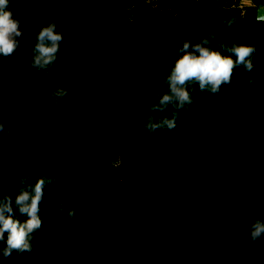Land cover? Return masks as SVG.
<instances>
[{
	"label": "trees",
	"instance_id": "16d2710c",
	"mask_svg": "<svg viewBox=\"0 0 264 264\" xmlns=\"http://www.w3.org/2000/svg\"><path fill=\"white\" fill-rule=\"evenodd\" d=\"M56 1L39 4L36 0H10L9 7L22 18L20 24L27 30L35 22L32 16L45 17L57 12L75 18L66 20L72 29L69 31H77V36L85 34L83 31L91 21L118 25L115 44L123 51L114 56L115 46L106 43L102 44L100 55L105 59L113 54L108 67L119 70L116 93H94L88 86L81 92L91 96V108L80 106L82 111L73 103L70 110L77 119L83 118L81 113H88L83 125L92 126L94 136L106 132H116L118 136L107 140L116 142L111 148L99 146L100 160L109 168L110 178L96 193L81 190L87 194L81 214L84 218L78 220L84 233L78 243L83 248L75 252L68 247L53 248V243L43 241L48 253L46 261L38 260L40 264H264V237L253 245L246 231L253 218L264 219V21L245 23L235 19L236 8L226 6L227 0H158L156 6L165 10L152 20L147 12L149 5L141 0H96L91 6L80 0H65L59 7ZM230 17L233 25L226 28L223 20ZM38 29L29 34L23 29L18 38L19 48L10 56H0V122L11 129L10 137L0 145V168L11 166L18 176L28 170L30 178L47 175L44 171L50 168L56 181V177H61L64 183H72L58 191L70 192L92 180L90 169L48 157L53 150L52 140L33 143L45 121L54 128L52 138H58L62 116L42 118V124L31 129L33 123L26 119L25 106L31 82L26 85L24 81L10 80L19 75L4 74L7 58L20 52L31 58ZM211 30L228 43L237 40L254 44V68L245 71L237 67L231 83L223 84L216 93L194 86L192 101L180 110L175 127L148 133L143 123L136 121L148 113L149 105L157 102V93L164 89L163 76L168 71L171 52L178 50L183 39L195 41ZM71 40H67L66 46L75 44ZM159 49L165 52L157 56L158 70L153 73L148 51L152 55ZM126 59H130L129 64H125ZM75 61L71 52L65 51L54 62L63 65L65 72L70 64L73 67L68 73L76 81H70L71 85L66 87L69 92L86 82L82 78L86 67L83 72L81 64H72ZM27 75H40L41 79L44 74L33 68L24 74L25 81ZM48 77L45 74L44 79L50 91L57 84H48ZM30 95L36 98L35 94ZM9 99L15 101L14 109L8 108ZM125 145L127 148H121ZM39 156L48 159L36 164ZM115 161L116 167L112 165ZM57 172L68 175L69 180L55 175ZM15 186L19 187V183ZM44 190V195L56 192ZM9 191L8 186L0 183L2 194ZM67 205L72 208L73 203ZM90 241L99 243L95 248L91 245L92 251H96L93 256L98 257L95 260L86 251ZM5 259L0 254V264Z\"/></svg>",
	"mask_w": 264,
	"mask_h": 264
},
{
	"label": "rangeland",
	"instance_id": "374dc122",
	"mask_svg": "<svg viewBox=\"0 0 264 264\" xmlns=\"http://www.w3.org/2000/svg\"><path fill=\"white\" fill-rule=\"evenodd\" d=\"M43 0L42 2H44ZM47 1V0H46ZM96 0H93L91 3V0H80L83 4H86L87 6L93 5V2ZM144 2L145 5H149L147 7V12L150 15V19L157 18L159 15L163 14L165 9H162L158 6H156V3L158 0H141ZM252 1V0H251ZM41 4L42 2L37 1L36 3ZM85 2V3H84ZM47 3V2H46ZM45 3V4H46ZM65 3V0H57L56 4L57 6H62ZM95 4V3H94ZM226 6H229L230 8L235 7V19H238L239 21L243 22H251L254 21V9L251 6V4L246 3L242 0H227ZM23 8V7H22ZM22 13V12H21ZM58 14V16H57ZM41 14H37L35 16H32V20H35V22L30 26L31 28L27 30L26 28H23V25L20 24V27L22 29L27 30L26 34L31 33L34 29L39 28L42 24L46 23L49 18H53L54 15H56V21H57V30L62 31L63 39L60 42V49L61 54H65V51H69L72 54L73 60L76 61L72 64H81L83 66V72L86 67L85 73H83V82L86 80V82L81 83V85L75 86V89L69 92L68 96H71L70 100L67 102L66 100H62L59 103H52L51 97L49 96V89L48 85L45 82L46 79H44L45 74H48V84L50 85H56L59 84L63 87H69L76 79L71 76L70 73H68V70L73 68L70 64L69 67L65 69L63 68V65H55L53 64L51 68L50 74L42 71L44 74L40 75H27V81L24 80V74L29 72V70H32L33 67L28 64L29 58L24 53H19L15 57H9L4 61L5 65V75L10 77L14 75H19L16 77V79L11 78L10 80H15L16 82L24 81L27 85V82H31L28 93L26 94V99L28 102L25 105L26 106V114L28 121H32L33 125L31 126V129H35L37 126H39L42 120V118H47L50 116L58 115L60 114L64 119L61 117V121L59 124L61 129V132L58 136V138L53 139L52 138V128L50 125V122H43L44 125L40 129L39 134L34 137L33 143L38 141L39 143L51 141L53 143V150L49 153L48 157H59L62 159L69 160L70 162H74L77 166H82L85 169H90L89 176L92 178V180L85 185V187H82L81 189L79 186H76L72 191H58V188H62L63 186H66V184L71 183L70 181L63 182L61 177H56L59 181H54L51 185H47L45 189H48L50 191L56 189L55 195H44V199L41 201V217H42V225L40 229L35 233L36 238L33 242V249L31 252H23V253H16L13 251V253L7 257V260L5 259L3 262L4 264H27L25 261L29 262L30 264H40L38 261L41 258L47 257L48 250L45 251L44 246L42 245V242L45 241V243L54 246H61L62 248L68 247L70 250H73L77 252V249H82V244L78 243L79 240H81V236L84 235L82 232V228L80 229L81 222L78 220L83 219V205L85 198V194L83 190L86 188L87 190L90 189V192H97L99 188L102 187V183L105 182L106 178H110L109 175V168L107 165L100 160L99 156V146L100 144L108 145L109 148H111L116 142L113 141H107L110 138L116 139L118 134L116 132H106L105 135L102 136H94V133H96L94 130L90 131L92 129V126L89 127L88 125H83V118L86 120V116L88 113H81L80 116L83 118L77 119L70 110L73 108L71 107L73 103L74 106L79 107L80 110L83 111L82 108L88 109L91 108L92 101L90 100L91 96L85 95L84 92H81L84 88H87L88 86H91L93 88V92L97 93L98 91L102 90L104 94H110L114 93L117 89H115V82L116 77L119 74V70L116 68L110 69L108 66V62L110 61V57L113 55H108L105 57V59L100 56L101 52H103V46L102 44H110L112 46H115L114 56L119 55L123 48L119 47L117 44H115L116 39L118 36V25L116 24L114 27L110 23H99L93 24L94 21H91L89 25L87 26V29H85V34H80L77 36V31H69L72 30L69 26L70 24L67 22L66 18L70 17V19L75 20L74 17L70 16L69 13H60L57 12L53 15H45V17H39ZM22 17V15H21ZM20 18V17H19ZM37 18V20H36ZM55 18V17H54ZM22 18H20L21 23ZM31 20V21H32ZM73 22V21H72ZM80 22V21H79ZM101 22V21H100ZM93 24V27H92ZM39 26V27H38ZM83 27H81L82 29ZM65 32H69L67 36H65ZM69 39L71 42H75V44H69V46H66V44L69 43ZM80 44V45H79ZM79 46V47H78ZM116 46L118 47V50H116ZM73 47V48H72ZM98 48V49H97ZM120 48V50H119ZM142 48V47H141ZM136 50V48L134 49ZM109 52H113L112 49H108ZM165 51L162 49L158 50V53L155 52L151 55V52L148 51L149 54V60L148 62L151 63L153 66V73H156L158 70V59L157 56H160V54H163ZM178 54V50L176 52H171L170 57V63L169 68L170 69L173 61L176 59ZM113 57V56H112ZM88 58V59H87ZM105 60H107L106 63ZM125 64H129L130 59H126ZM92 63V67L90 65ZM90 65L87 69V66ZM143 65V64H141ZM9 66V67H8ZM156 67V71H154ZM11 69H15L16 72L11 73ZM151 71V72H152ZM104 73V76L101 75V73ZM149 72V71H148ZM32 74V73H31ZM23 75V76H22ZM264 76V75H263ZM43 77V78H42ZM110 78V82L107 81V79ZM120 79V78H119ZM119 79L117 80L119 82ZM9 80V79H8ZM264 82V77L263 81ZM47 85V86H46ZM117 86V85H116ZM39 92L40 99L39 100ZM73 92V95H72ZM38 93V94H37ZM116 93V92H115ZM30 94H35L36 98L31 97ZM18 95L16 93L13 97ZM18 100V98H16ZM67 102V105L64 103ZM82 106V108L80 107ZM16 107L15 101H10L8 108L14 109ZM41 107V112H40ZM76 108V110H77ZM51 109V110H50ZM52 111V112H51ZM45 112H48L46 115ZM51 112V113H50ZM50 114V115H49ZM78 115V114H77ZM233 118V117H232ZM234 119V118H233ZM240 118L237 120V122H240ZM93 125V123H91ZM90 124V125H91ZM52 138V139H51ZM99 138V139H98ZM39 143L36 145L38 148ZM85 144V145H84ZM130 146H134L133 144H130ZM43 147V144H42ZM127 148V145L121 148ZM48 158L42 159L41 156H39L37 163H42ZM112 160L111 162H113ZM112 164V163H111ZM113 166H118V161H115ZM43 169V166H41ZM11 166L5 165V167L0 168V183L3 185H6L10 188L11 191L9 193L15 194L16 187L15 184H18V175L16 173H13L11 170ZM7 172L9 174V177H5L4 173ZM44 172H48V176H52L53 171L49 168L46 169ZM58 173V174H57ZM55 175L65 177L66 180L68 179V175L64 174L62 175L60 172H57ZM87 175V172H83ZM51 174V175H50ZM41 175H46V173H42ZM36 177H32L31 179L34 181ZM72 185V183H71ZM18 188V187H17ZM46 193V191L44 190ZM58 194V195H57ZM0 195L2 193L0 192ZM96 200V199H95ZM63 201L65 205H67V202L73 203L72 208L75 209V214L73 217L69 218L65 213H62L59 211V202ZM70 207L69 205H67ZM82 214V216H81ZM90 224H93L91 220ZM91 240V239H90ZM101 240V238H99ZM93 244V248L99 246V243H96V241H90L87 245L88 249L87 252H90L88 255L89 258H93L95 260L98 257L93 256V252L91 249V245ZM2 246V244H0ZM47 252V253H46ZM101 254V253H100ZM5 258V257H4ZM12 259H15V262H12ZM45 260V258L43 259ZM46 261V260H45Z\"/></svg>",
	"mask_w": 264,
	"mask_h": 264
},
{
	"label": "clouds",
	"instance_id": "9594fccd",
	"mask_svg": "<svg viewBox=\"0 0 264 264\" xmlns=\"http://www.w3.org/2000/svg\"><path fill=\"white\" fill-rule=\"evenodd\" d=\"M10 0H0V56H10L20 46L18 39L23 29L20 19L9 7ZM258 20H264V12L258 11ZM226 28L233 25V18L223 20ZM61 31L57 30L55 18H49L35 33L28 64L38 71L50 74L60 53ZM256 46L233 40L231 43L218 38L215 31L204 32L199 39L181 41L178 54L170 69L163 76L164 89L157 93L158 100L149 105L146 115L137 118L148 133L175 127L181 109L192 101L194 86L200 91L216 93L223 84H230L237 67L245 71L254 68ZM251 82V79L250 81ZM69 91L57 84L49 92L52 103L66 100ZM159 113V114H158ZM11 129L0 122V145L10 137ZM5 177H9L7 172ZM19 187L15 194L0 195V254L5 258L13 251L31 252L34 235L42 225L41 201L44 189L55 181L54 176L40 175L33 181L28 170L18 177ZM59 211L71 218L74 208L59 202ZM247 235L254 245L264 237V219L255 217L248 223Z\"/></svg>",
	"mask_w": 264,
	"mask_h": 264
},
{
	"label": "crops",
	"instance_id": "0c3cea01",
	"mask_svg": "<svg viewBox=\"0 0 264 264\" xmlns=\"http://www.w3.org/2000/svg\"><path fill=\"white\" fill-rule=\"evenodd\" d=\"M250 4L254 9V11H253L254 12V19L256 21H264V20H258L257 19L258 11L264 12V0H252Z\"/></svg>",
	"mask_w": 264,
	"mask_h": 264
},
{
	"label": "built area",
	"instance_id": "2783aa9c",
	"mask_svg": "<svg viewBox=\"0 0 264 264\" xmlns=\"http://www.w3.org/2000/svg\"><path fill=\"white\" fill-rule=\"evenodd\" d=\"M242 1L249 3V4L251 3V0H242Z\"/></svg>",
	"mask_w": 264,
	"mask_h": 264
}]
</instances>
